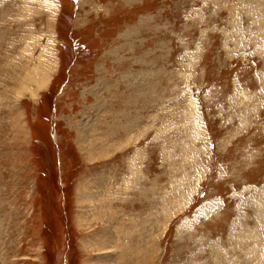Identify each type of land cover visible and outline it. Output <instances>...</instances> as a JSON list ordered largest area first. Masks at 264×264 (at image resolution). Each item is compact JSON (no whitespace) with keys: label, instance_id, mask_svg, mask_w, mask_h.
Here are the masks:
<instances>
[{"label":"rangeland","instance_id":"1","mask_svg":"<svg viewBox=\"0 0 264 264\" xmlns=\"http://www.w3.org/2000/svg\"><path fill=\"white\" fill-rule=\"evenodd\" d=\"M0 264H264V0H0Z\"/></svg>","mask_w":264,"mask_h":264},{"label":"bare ground","instance_id":"2","mask_svg":"<svg viewBox=\"0 0 264 264\" xmlns=\"http://www.w3.org/2000/svg\"><path fill=\"white\" fill-rule=\"evenodd\" d=\"M263 226V225H262ZM263 228V227H262Z\"/></svg>","mask_w":264,"mask_h":264}]
</instances>
